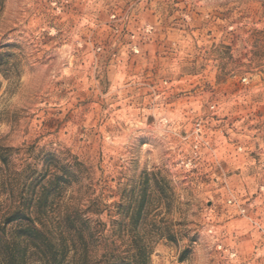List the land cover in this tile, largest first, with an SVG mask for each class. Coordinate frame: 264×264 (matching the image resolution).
<instances>
[{
	"label": "rangeland",
	"instance_id": "rangeland-1",
	"mask_svg": "<svg viewBox=\"0 0 264 264\" xmlns=\"http://www.w3.org/2000/svg\"><path fill=\"white\" fill-rule=\"evenodd\" d=\"M0 1V264H264V0Z\"/></svg>",
	"mask_w": 264,
	"mask_h": 264
},
{
	"label": "trees",
	"instance_id": "trees-1",
	"mask_svg": "<svg viewBox=\"0 0 264 264\" xmlns=\"http://www.w3.org/2000/svg\"><path fill=\"white\" fill-rule=\"evenodd\" d=\"M2 1H0L1 3ZM47 196L45 195L44 191L40 192L36 195L34 199V203L24 206H17L12 211L8 213V216L4 223H10L11 221L18 219V218H31V215L39 216L42 211V207L46 202ZM40 230L34 225H23L18 229V237H21L25 240V242L31 243V240L36 236L39 235ZM25 261V257L23 255L17 256V254L9 253L6 255L5 263L6 264H21ZM144 264V263H143Z\"/></svg>",
	"mask_w": 264,
	"mask_h": 264
}]
</instances>
